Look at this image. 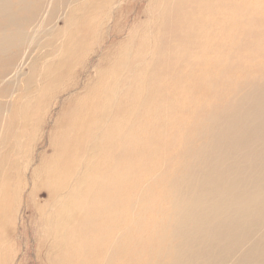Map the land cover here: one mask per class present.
<instances>
[{
    "label": "bare ground",
    "instance_id": "1",
    "mask_svg": "<svg viewBox=\"0 0 264 264\" xmlns=\"http://www.w3.org/2000/svg\"><path fill=\"white\" fill-rule=\"evenodd\" d=\"M115 1L64 0L63 12L58 18L63 26L56 28L57 25L52 24V21L46 26L40 23L42 12L27 16L38 0H0V82L14 85L9 94L0 96L3 99H0V143H5L9 154L18 156L16 160L4 162L7 152H1L0 262L4 258L3 251L8 250L9 245L6 228L15 221L14 214L21 200L18 194L14 199L11 195L10 203L6 202L8 184H11V179L7 180L12 172L9 169L16 170L13 173L18 175L20 183L21 176L33 167L35 161L30 160V157L22 161L21 149L23 146L33 147L40 114L48 98H52L56 88L64 85L68 67L82 54L88 39L92 35L101 37L96 35V31L103 26L105 12ZM122 1L119 0V3ZM134 40L135 36L131 37L111 62L108 72L103 74L104 81L100 83V88L104 97L103 101H99L98 108L101 110L95 124L98 130L106 128L111 116L118 115L121 109L119 97L121 91L125 90L124 84L130 85L150 78L147 72L146 77L142 74L144 70L147 71L146 66L150 68L154 58L144 65L147 60H144L145 56H140L142 51L132 54ZM29 41L35 45L36 55L29 57L27 63L21 60L10 69H3L4 56ZM258 45L259 40L256 39L251 46L238 45L237 48L252 47L253 54ZM237 56L227 61L224 71L234 67L238 73H245L243 57L240 53ZM25 64L29 71L22 73L21 68ZM239 79L237 77L236 80ZM244 80L236 81L233 89L230 88L233 80L226 75L218 79L219 91L208 89L209 97L223 99L224 95L230 96L223 104L213 105L204 113L202 127L196 123L193 127L194 136L183 137L184 145L181 133L168 134L165 131V109L158 110L161 113L153 118L152 131H148V125L144 127L147 130L145 142L133 131L139 122L136 119L138 110L133 113L130 130L126 129L122 133L123 145L118 158H113L114 165L107 166V170L101 169L95 177V184L99 187L107 185L109 181L114 184L111 195L100 196L97 201L99 207L96 214L100 220L99 230H93L96 234L95 248L87 242L81 243L82 232L87 231L83 226L91 223L92 214L81 218L82 213L86 215L85 210L88 208L86 199H81V189L91 180L94 158L90 157L93 153H88L84 160L73 156L74 159L68 161L65 149L56 152L52 162L41 170L43 177L40 186L36 183L40 173L36 170L30 172L29 177L32 175L33 182L30 195H35L38 189H45L49 196L46 204L40 206L39 212L46 224L47 235L53 239L48 248L52 264H74L78 249L81 251L78 264H140L141 258H145V264H264V76ZM144 87L139 108L150 113L148 108L156 93L161 92L165 97L167 92L161 86L156 88L153 83L147 82ZM24 98H28L26 105L29 103L28 107L33 110L28 112L30 116L28 113L24 116L25 119L27 116L24 129L15 130V141L11 144L10 140L3 139L8 127L5 124L7 120L4 121L5 115L10 107L11 112L14 106L25 104ZM194 115L201 117L199 113ZM12 124L14 126L16 123ZM96 132L88 139L89 149L93 147L95 153L101 154L102 142L99 135L96 137ZM66 138H69L68 133ZM143 143H146L144 151L135 148L137 144ZM129 151L133 158L138 155L155 159L159 153L164 155L157 165L147 167L146 172L151 176L146 184L139 186L131 181L133 176L129 174L132 166L128 160ZM121 154L126 162L121 165L123 170L119 171ZM174 158L175 164L172 163ZM11 164L13 167H10ZM116 189L120 194L117 195ZM23 190L24 187L20 186V193L23 194ZM136 190L146 195L134 194L132 203L125 201L124 204L125 195ZM161 198L165 201L163 210L159 203ZM152 211L160 215L157 220L149 218ZM74 224L76 228L73 227L70 232ZM147 231L154 233L152 239ZM88 257H93V260Z\"/></svg>",
    "mask_w": 264,
    "mask_h": 264
},
{
    "label": "rangeland",
    "instance_id": "2",
    "mask_svg": "<svg viewBox=\"0 0 264 264\" xmlns=\"http://www.w3.org/2000/svg\"><path fill=\"white\" fill-rule=\"evenodd\" d=\"M38 1V4H35L31 11L27 12V16H34L36 13L42 12L40 23L43 22V26L52 21V24L57 25L56 28L62 27L63 22L58 18L63 12L62 2L64 0ZM117 1L109 9L107 8L105 17L103 15L102 30L97 29L98 31H96V35L101 37L96 38L92 35L88 39V44L85 45L82 54L71 64V67H68L64 85L56 88L52 98H48L47 108L45 106L43 109L45 112L42 110V114H40L39 128L32 143L33 147H22V161L25 162L28 157L35 161L33 167L28 169L29 172L27 171L21 176L23 184L20 185L22 181L19 183L20 178L15 172L13 173L15 169H9L12 172L7 180L10 178L11 184H8L6 202L10 203L11 195L14 199L15 195L18 194L21 200L19 206L16 207L15 221L11 222L12 226L6 228L9 245L7 246L8 250L3 251L4 255L2 253L4 258L0 264H52L48 248L53 239L47 235L46 224L39 212L40 206L46 204L49 196L45 189H38L39 191L37 190L35 195H30L33 182L32 175L29 177V174L34 170L39 172L36 183L41 185L43 177L41 170L45 165L52 162L56 152L65 149L68 152V161L74 159L73 156L84 160L88 157V153H93L92 156L89 155L91 159L94 158L92 159L94 171L91 180L81 189V199H86L88 202L87 210L91 212L87 213L88 211L85 210L86 215L82 213L81 218L85 219L92 214L89 220L91 223L83 226L86 227L85 230L87 231L82 232L81 243L87 242L90 247L95 248L96 234L94 231L99 230L100 220L96 214L98 210L97 201L100 196L111 195L114 187L110 181L107 183L109 187L106 184L99 187L95 184V177L101 172V169L107 170V166L114 165L113 158L114 156L118 158L123 145L122 133L126 129L130 130L129 125L132 122L133 113L138 110L136 119L139 121H136L138 123L133 127V131L137 132L139 138L142 139L141 141L145 142L147 130L144 127L148 125V131H152L153 118L161 113V111L158 113V110L165 109L167 119L165 131L168 134L181 133L180 138L184 145L183 137L191 138L194 136V125L198 123V126L201 125L202 127L204 113L213 105L223 104L229 98L230 94L227 97L224 95L223 99L207 96V91L210 88L220 90L219 85H217L220 77H226V75L230 77L233 80L230 88L234 89L236 81L244 82V79H256L264 76V0H123L121 4L119 0ZM134 36L135 43L133 42L132 54L136 55L142 51L140 56H145L143 58L147 60L144 65L154 58L150 63V68L146 66L147 71L144 70L142 74L146 77L147 72V76L150 78H146L145 81H136L130 85L124 84L125 90L124 92L121 91L119 97L118 105L121 106V109L118 115L111 116L106 128L98 130L95 124H97L96 118L101 110L98 108L99 103L103 101L104 97L100 88V83L104 81L105 75L103 74L108 72L111 62L117 57V53ZM198 38L199 41L197 42ZM256 39L259 40V45L251 54L252 47L250 46ZM28 40L27 38L26 41ZM29 43L31 41L24 43L20 48L11 50L8 56H4L3 69H10L21 60L23 63H27L29 57L36 55L35 45ZM238 45H250V48L242 47L239 50ZM239 53L243 57L242 65L245 73L243 74L241 71L238 73L234 67L227 69V72L224 71L227 61L235 59ZM112 54L113 56H111ZM1 68L0 64V70ZM21 69L22 73L29 71L26 64ZM237 77L240 79L236 80ZM147 82L153 83L156 88L161 86L167 92L165 97L161 92L156 93L155 99L153 98L154 101H151V107L148 108L150 113H147L146 109L139 108L140 98L145 92L144 85ZM7 84L0 82V96L9 94L14 86ZM63 87L65 88L63 89ZM26 100L28 98H24L25 104L14 106L11 112L10 107L6 112L4 121L7 120L5 124H8V130H5L3 139L10 140L9 143L11 144L15 141V130L17 128L24 129L27 119V116L26 119L24 116L33 110L30 106L28 107L29 103L26 105ZM201 112L202 115H200ZM29 113L28 116H30ZM194 113H199L201 117H195ZM13 119L17 120L14 121ZM10 122L16 124L11 126ZM94 132L97 133L96 137L99 135V140L102 142L101 154L95 153L92 146L91 150L89 149L88 139L92 134L94 136ZM67 133L69 138H66ZM149 134L151 135L150 132ZM160 144L158 142V146ZM5 146L2 141L0 143L2 150H0V161L3 158H1V152L5 150L7 153L4 162L16 160L18 156L13 153L9 154ZM135 148L144 151L146 143L137 144ZM30 152L31 154L28 156ZM128 154H130L129 163L132 164L129 170V174H132L131 177L133 176L131 181L139 186L146 184L151 176L149 172H146L147 167L157 165L160 158L162 160L164 157L161 153L156 155L155 159L146 156L139 157L138 155L137 158H133L131 151ZM121 156L119 159L120 166L126 162L124 155L121 154ZM175 162L176 158L172 160L173 164ZM10 167L13 165L11 164ZM122 170L121 166L119 171ZM0 180H2L1 177ZM20 186L24 187L23 194L19 191ZM2 187L3 184L0 182V189ZM17 187L18 190H15ZM116 192L117 195L120 194L117 189ZM134 194L146 195V193L140 194L138 190L133 191L131 194L125 195L123 203L125 204V201L132 203L134 198L132 195ZM158 196L159 194L156 195V199ZM120 199L122 200V198ZM159 201L160 208L162 206L163 210L165 201L163 198ZM155 212L152 211L149 218L157 220L160 215ZM162 217L164 218L163 215ZM73 227L76 228V224L71 225L70 232ZM147 235L152 239L154 233L147 231ZM93 238L94 240H92ZM78 240L79 237H77ZM76 252L74 264H78V256H80L81 251L79 252L78 249ZM92 258L88 257V259L93 260ZM139 260L140 264L142 262L145 264V258Z\"/></svg>",
    "mask_w": 264,
    "mask_h": 264
}]
</instances>
